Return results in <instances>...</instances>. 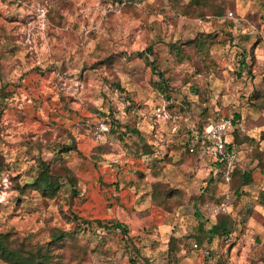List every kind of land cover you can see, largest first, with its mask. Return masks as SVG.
<instances>
[{"label":"rangeland","instance_id":"1","mask_svg":"<svg viewBox=\"0 0 264 264\" xmlns=\"http://www.w3.org/2000/svg\"><path fill=\"white\" fill-rule=\"evenodd\" d=\"M219 118L231 187L187 150ZM42 161L76 193L36 190ZM0 170V233L67 232L63 264H264V0H0ZM228 187L232 235L210 241Z\"/></svg>","mask_w":264,"mask_h":264},{"label":"trees","instance_id":"2","mask_svg":"<svg viewBox=\"0 0 264 264\" xmlns=\"http://www.w3.org/2000/svg\"><path fill=\"white\" fill-rule=\"evenodd\" d=\"M198 4V2H196ZM197 4L191 5L196 6ZM218 16H223V11L217 12ZM200 38L196 41H191L190 45L200 48L201 54H206L205 52L210 51V46L204 40ZM197 44V45H196ZM152 53V50H149ZM246 57V54H244ZM153 68L157 71L156 65L152 63ZM163 83L165 77L159 72ZM164 85H161V88ZM163 90V89H162ZM62 171L59 172L56 169V166H53L51 163H46L42 161L38 169V177L35 179V188L36 190L43 192L46 195H55L60 192L62 186H64V181L67 180V184L73 187V193H76L75 183L76 177L73 173L66 167L60 168ZM1 172V170H0ZM237 172V167L234 168L231 175V181L235 177ZM244 179H249L250 174L244 173ZM231 187V184H229ZM102 228L108 229L109 226L98 221ZM115 229H122L121 224L114 226ZM124 229V228H123ZM205 237H210V241L215 237L229 239L232 235V222L226 214H219L215 218V222L211 229L205 233ZM67 232L58 231L57 233L51 236V240L45 244L41 245H32L27 243L24 239H21L13 231H7L5 233H0V261L4 264H63L64 257L63 251L66 247L67 240L69 241ZM176 238L171 240L170 246L171 249L174 248V243ZM198 244L203 245V240L198 239ZM76 242L72 246L75 247Z\"/></svg>","mask_w":264,"mask_h":264},{"label":"built area","instance_id":"3","mask_svg":"<svg viewBox=\"0 0 264 264\" xmlns=\"http://www.w3.org/2000/svg\"><path fill=\"white\" fill-rule=\"evenodd\" d=\"M234 118H219L205 127L192 126L187 140V150L190 155L200 159L210 160L217 164L223 172L224 178L229 185L232 171L239 161V152L234 147L233 134L237 129ZM231 200V192L225 195V200L217 205L209 206L211 215L228 213ZM195 249L199 246L195 244ZM204 264H213L214 259L208 248H204Z\"/></svg>","mask_w":264,"mask_h":264},{"label":"crops","instance_id":"4","mask_svg":"<svg viewBox=\"0 0 264 264\" xmlns=\"http://www.w3.org/2000/svg\"><path fill=\"white\" fill-rule=\"evenodd\" d=\"M217 165V164H216ZM217 172L219 171L220 172V174H222L223 172H222V170L220 169V167L217 165ZM225 179V178H224Z\"/></svg>","mask_w":264,"mask_h":264}]
</instances>
